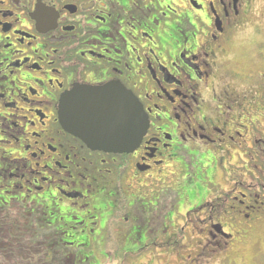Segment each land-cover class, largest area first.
<instances>
[{
  "label": "flooded vegetation",
  "instance_id": "obj_1",
  "mask_svg": "<svg viewBox=\"0 0 264 264\" xmlns=\"http://www.w3.org/2000/svg\"><path fill=\"white\" fill-rule=\"evenodd\" d=\"M108 84L147 117L130 153L59 116ZM181 192L197 262L264 224V0H0V215L74 260L159 223L174 235Z\"/></svg>",
  "mask_w": 264,
  "mask_h": 264
},
{
  "label": "rangeland",
  "instance_id": "obj_2",
  "mask_svg": "<svg viewBox=\"0 0 264 264\" xmlns=\"http://www.w3.org/2000/svg\"><path fill=\"white\" fill-rule=\"evenodd\" d=\"M179 200L178 206L180 208L174 209V215L175 218H182V220H176L178 227L173 222L174 235L167 232L165 233L166 236H162L161 229L163 225L159 223L160 226L155 227V232L149 233L146 239H136L131 244L126 239L121 238L119 240L120 243L112 242L107 244L104 254L102 252L95 253V249L92 251L86 250L76 260H73L70 256L61 258V264H184L189 262V258L187 257L189 254L191 256L190 264H203L202 262L205 258H200L199 262H197L196 259L199 257H195L191 252L186 251L185 248H181V246H187L188 240L192 238L189 236L187 229L189 225L194 226L195 221L191 217L189 219L185 217L190 212V209L184 208L185 206L181 205L183 200L182 192ZM199 225V223H196L195 227ZM143 228L144 226L142 225L138 227L139 230ZM239 230L244 232L241 228ZM154 234H156L155 237ZM170 234L172 235L169 236ZM167 237L171 239L170 242L167 240ZM235 240L233 246L230 248L232 250L229 249V252L225 251V253L214 256L206 264H258L256 263L257 259L255 256L258 247L264 251V224L252 232L244 233V236L236 235ZM161 243L166 248L163 246L160 248ZM143 247L146 248V251L142 250ZM127 248L135 249V252L128 253L125 251ZM30 252V254L21 253H23L22 255H28L32 264H56L57 258L59 259L60 257L59 253L43 256L44 253L39 247L34 250L31 249ZM60 252H64V249H61ZM208 252L206 251V253ZM149 253H152L154 256Z\"/></svg>",
  "mask_w": 264,
  "mask_h": 264
},
{
  "label": "water",
  "instance_id": "obj_3",
  "mask_svg": "<svg viewBox=\"0 0 264 264\" xmlns=\"http://www.w3.org/2000/svg\"><path fill=\"white\" fill-rule=\"evenodd\" d=\"M63 126L88 146L130 153L147 128V117L128 92L113 84L78 86L63 98Z\"/></svg>",
  "mask_w": 264,
  "mask_h": 264
},
{
  "label": "trees",
  "instance_id": "obj_4",
  "mask_svg": "<svg viewBox=\"0 0 264 264\" xmlns=\"http://www.w3.org/2000/svg\"><path fill=\"white\" fill-rule=\"evenodd\" d=\"M2 214L0 215V264H32L29 256L22 255L23 253L30 254L31 249L34 250L39 247L44 253L43 256H46L49 252L48 248L59 244L54 241H40L33 236L35 234L52 233L48 230V227L45 226V229H40L38 227L22 226L19 221H16V223L10 222L7 219V212H3ZM59 256L56 264H61L60 261H62L61 258L64 257V253L60 252ZM77 258L79 257H75L74 260Z\"/></svg>",
  "mask_w": 264,
  "mask_h": 264
}]
</instances>
